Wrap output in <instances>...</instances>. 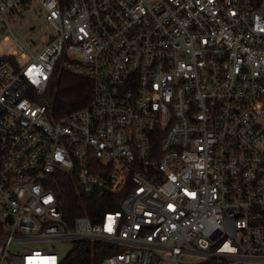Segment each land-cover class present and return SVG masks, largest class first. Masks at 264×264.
<instances>
[{
  "label": "built area",
  "instance_id": "built-area-1",
  "mask_svg": "<svg viewBox=\"0 0 264 264\" xmlns=\"http://www.w3.org/2000/svg\"><path fill=\"white\" fill-rule=\"evenodd\" d=\"M36 6L27 48L6 19ZM0 264L15 243L93 241L100 264H264V0H0ZM92 84L53 120L57 65ZM124 193L99 220L67 212Z\"/></svg>",
  "mask_w": 264,
  "mask_h": 264
},
{
  "label": "trees",
  "instance_id": "trees-1",
  "mask_svg": "<svg viewBox=\"0 0 264 264\" xmlns=\"http://www.w3.org/2000/svg\"><path fill=\"white\" fill-rule=\"evenodd\" d=\"M91 96L92 84L88 80L70 75L58 64L45 93L36 101L45 105L53 120H57L85 107ZM123 194L97 199L92 196L83 197L76 186L66 184L61 185L59 189V198L64 202L67 212L71 215L85 214L93 222L99 220L101 211L117 210V201ZM111 252L114 250L104 243L76 241L59 264H100L103 257Z\"/></svg>",
  "mask_w": 264,
  "mask_h": 264
},
{
  "label": "rangeland",
  "instance_id": "rangeland-1",
  "mask_svg": "<svg viewBox=\"0 0 264 264\" xmlns=\"http://www.w3.org/2000/svg\"><path fill=\"white\" fill-rule=\"evenodd\" d=\"M6 19L12 35L27 48H29V45H32V43L38 44L40 41H45L49 34V30L45 24L42 23V16L39 14V9L36 6L32 9L19 8L16 13L11 16H6ZM14 50L15 47L11 39L0 43L1 54L10 55ZM71 248V242L59 240H34L15 243L11 246L13 255H22L25 250L43 249L53 251L60 260L66 256Z\"/></svg>",
  "mask_w": 264,
  "mask_h": 264
}]
</instances>
